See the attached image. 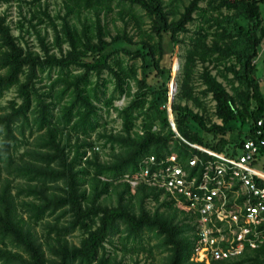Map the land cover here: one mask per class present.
Listing matches in <instances>:
<instances>
[{"label":"trees","instance_id":"trees-1","mask_svg":"<svg viewBox=\"0 0 264 264\" xmlns=\"http://www.w3.org/2000/svg\"><path fill=\"white\" fill-rule=\"evenodd\" d=\"M4 1L0 0V6ZM202 1L205 6L200 5ZM260 1L189 0L181 12H171L164 0H65L67 13L59 29L42 12L54 30L51 46L29 22L41 54L20 45L0 14V99L12 88L20 99L0 106V264H125L108 253L106 243L112 244L111 238L120 234L121 240L134 245L147 233L168 251L166 264H264V245L238 259L195 261V226L190 219L168 212L171 202L159 201L161 191L152 186L141 183L132 193L129 183L121 181L126 174L133 177L147 155L173 152L183 162L195 153L207 156L174 137L167 108L184 138L214 152L239 154L246 139L264 137V93L254 61L264 38ZM113 6L123 28L110 36L100 12L107 14ZM134 6L149 18L147 30L142 29V16ZM82 10H94L95 22L78 29L67 16ZM171 14L178 17L170 20ZM194 20L200 25L190 37L176 76L177 93L170 103L172 44L183 41L179 35L187 33V25ZM131 22L138 40L127 33ZM120 54L133 62L125 63ZM198 63L202 70L196 76ZM44 72L48 83L41 90L37 83ZM104 72L113 82L108 97ZM151 79L156 80L151 83ZM131 81L136 90L130 94ZM196 81L203 86L199 95L213 101L212 116L220 123L212 122L202 106ZM122 94L131 98L117 107L114 101ZM98 102L107 113L117 111L121 132L106 131ZM188 102L202 111H195ZM138 121L141 134L133 132ZM258 128L263 130L260 135ZM93 133L103 140L102 147L110 145L111 161L100 159ZM263 152L264 145L254 154L252 166ZM110 189L117 195L113 206L100 202ZM147 199L158 203L157 207L147 208ZM38 223H43L48 255L32 228ZM76 230L81 233L78 244L67 240Z\"/></svg>","mask_w":264,"mask_h":264},{"label":"built area","instance_id":"built-area-1","mask_svg":"<svg viewBox=\"0 0 264 264\" xmlns=\"http://www.w3.org/2000/svg\"><path fill=\"white\" fill-rule=\"evenodd\" d=\"M262 132L256 130L257 135ZM187 144L207 156L195 153L183 162L173 152L147 155L134 176L126 174L124 180L132 190L145 183L169 196V202L174 199L181 204L182 213L195 223V261L236 259L246 250L263 246L264 184L256 179L263 176L251 163L264 137L246 139L239 154ZM202 225L212 226L211 231Z\"/></svg>","mask_w":264,"mask_h":264},{"label":"rangeland","instance_id":"rangeland-1","mask_svg":"<svg viewBox=\"0 0 264 264\" xmlns=\"http://www.w3.org/2000/svg\"><path fill=\"white\" fill-rule=\"evenodd\" d=\"M167 10H175L177 12H181L183 10L184 5H186L189 0H174L173 2L171 0H164ZM205 2L202 1L200 3L201 6H205ZM135 11L139 13L142 18L140 21L141 27L143 30H147L150 25V20L148 17L145 16L144 12L140 7L134 6ZM260 8V14L262 19L264 20V0L260 1L259 3ZM46 12L50 19L56 24L57 28H60L61 23V17L65 16L67 13V9L65 6V0H6L4 1L0 6V14H3L6 17L7 23L10 25L12 29V33L17 36L18 42L20 45H22L24 48H30L31 50H34L36 52H39L41 54V49L39 46V42L36 38V31L40 32L41 36H43L45 43L51 46L52 40H53V34L54 30L52 29V26L48 23V19L43 15L42 12ZM118 11V8L116 6H113V10L108 12L107 14L105 11H101V19L107 23V27L110 33V36L115 35L118 30H121L123 28V22L119 18V16L116 14ZM172 12V11H171ZM106 14V16H105ZM175 16V17H174ZM178 15H170V20L177 18ZM67 19L69 22L75 26L78 29H81L82 24H93L95 22V12L94 10L91 11H81L77 13L76 11H72L70 14H68ZM33 24L35 26L36 31H34V28H32L29 24ZM242 23L243 21H239ZM200 25L199 20H194L193 22L189 23L187 25V28H189V31L187 33H181L179 35V38L183 39L182 42H177L172 44L173 50H174V56L172 59L171 64V79L168 82L169 91L172 92V101L174 100V96H176L177 93V81L176 76L177 73L180 70V67L182 65L183 59H184V53L189 48V40L190 37L194 34V31L196 28ZM127 33L129 36H133L134 40L139 39L138 30L135 27L134 23L131 22L127 26ZM107 39H109V36H107ZM117 44H120L118 42ZM62 48L66 50L68 48L67 44H62ZM168 48H171V46H168ZM53 52H56L55 48H52ZM120 57L123 58L125 63H131L133 62L131 59H129L127 56L120 54ZM256 63V77L260 81L261 90L264 93V38L262 39L261 43L258 46V54L255 58ZM135 63L139 66L141 61L140 59H137ZM202 70V65L200 63L197 64L195 68V75L197 76L198 73ZM213 74H217L216 70L213 69ZM55 76V74H53ZM42 80L37 83L39 87H41V90H44L45 84L48 83V79L46 78V72L40 73L39 75ZM140 77V74L138 75ZM219 80L222 81L225 85L226 82L224 79H222L220 76H218ZM102 78L106 80V87H104L105 90V97H108L113 89V82L110 78V75L106 72L103 73ZM96 77H93L92 80L95 81ZM156 79H151V83L154 82ZM101 81V80H100ZM131 85V91L134 92L136 90L135 84L133 81L130 83ZM203 86L199 83V81L195 82V90L196 93L199 95V90ZM229 89V87H227ZM200 100L202 102V106L206 108L207 114L212 117V122L220 123V120L216 119L212 116L213 111V101L211 100L210 96H202L199 95ZM15 98L17 101H20L19 98L16 97V91L14 88L7 91L3 97L0 99V106H5L11 99ZM131 96L122 94L119 98H116L114 101V105L117 107H123L126 105V103L130 100ZM181 103H187L185 100H181ZM188 104L191 107H194L195 111H202L201 108H196L192 102H188ZM98 105L101 107L100 113V122L103 121L107 122L105 129L107 132H113V133H119L121 132V120L117 116V111L114 109H111L108 113L105 111V107L103 106L102 102H98ZM59 108V106H56V109ZM166 115L169 120V125L171 130L174 132V137L179 138L183 143L187 144L190 141H188L186 138H184L177 130L175 122H174V115L173 112L169 108L166 110ZM140 122L138 121L137 125L134 127L133 132H138L141 134L140 130ZM232 126H238V123L233 124ZM103 129H100L99 131H102ZM246 127H243V132L245 133ZM34 135V134H33ZM25 136L27 137V140L30 142L32 141V136H29L28 131L26 130ZM92 140H94V149L98 152L99 157L102 161L109 162L112 160V151L110 149V145H106L102 147L103 140L97 138V134L93 133ZM75 138H72V141H74ZM171 144V142H170ZM25 147H21L20 152L24 150ZM119 149L116 148L115 152H117ZM89 155V151L88 154ZM253 167L263 176L264 180V152L260 155H258L255 164H253ZM102 181H107L106 177H101ZM122 182H126L124 180V177L121 179ZM121 182V183H122ZM121 183H115V184H121ZM89 184L87 183L86 188H88ZM151 186V185H148ZM119 189H121L119 187ZM132 193L135 192V189L131 191ZM117 195L113 192L112 189L109 190L107 194H105L101 199L100 202H102L105 205H115ZM170 201L169 196H166V194L160 193L159 201ZM158 201V202H159ZM135 204V201H133ZM171 210L168 212L173 213L176 211L177 218H182L184 213V209L182 208L181 204L178 203L176 200L173 199L171 202ZM158 203H155L152 199L145 200V206L149 208L150 210H153L155 207H157ZM162 210V209H161ZM47 220H52V217H46ZM191 221V220H190ZM192 224L194 225V219H192ZM33 230L38 235V238L43 244V248L46 252V254H49V251L46 248V242L47 237L45 234V231L43 230V223H38L35 225H32ZM202 228L207 231H211L212 226L207 227L206 225H202ZM196 229V228H195ZM196 232V230H194ZM120 234H117L111 238L112 244L106 243V248L108 249V253L111 256H116V259H121L125 264H166L167 263V255L168 251L165 250L161 245L158 243V239L154 237L153 234L147 233L144 235L142 240L140 242H134V245L131 242H126L125 240H121L118 236ZM81 239V233L76 230L72 234L68 235L67 240L71 243L78 244L79 240ZM8 248L12 250H17L13 247H11L9 244L7 245ZM250 251L246 250L245 252ZM244 253L236 257V259L240 258L241 256H244ZM201 257L202 255L199 254Z\"/></svg>","mask_w":264,"mask_h":264},{"label":"water","instance_id":"water-1","mask_svg":"<svg viewBox=\"0 0 264 264\" xmlns=\"http://www.w3.org/2000/svg\"><path fill=\"white\" fill-rule=\"evenodd\" d=\"M169 101L170 103L172 102V92L171 91H169Z\"/></svg>","mask_w":264,"mask_h":264}]
</instances>
